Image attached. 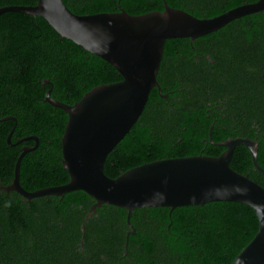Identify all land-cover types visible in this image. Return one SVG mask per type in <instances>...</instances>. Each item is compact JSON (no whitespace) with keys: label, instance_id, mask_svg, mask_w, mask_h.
Listing matches in <instances>:
<instances>
[{"label":"trees","instance_id":"obj_1","mask_svg":"<svg viewBox=\"0 0 264 264\" xmlns=\"http://www.w3.org/2000/svg\"><path fill=\"white\" fill-rule=\"evenodd\" d=\"M62 1L80 15L119 8L133 15L163 10V0ZM254 1L165 0L170 7L198 18L213 17ZM35 3L0 0V7ZM188 39L165 40L162 57L168 54V91L186 86L190 90H171L168 110L156 90H150L139 119L104 159L103 172L108 177L156 159L219 155L224 147L215 143L235 136L230 131L236 93H247L237 109L249 111L248 122L256 123L264 132V9L233 19L192 41L196 50L218 58L219 65L206 67V60L191 62L193 51ZM238 72L248 73L249 90H229ZM158 76L157 72V81ZM44 79L49 82L42 85ZM119 80L121 76L113 66L71 40L60 38L42 17L15 10L0 13V185L11 182L21 147L35 143L32 139L17 143L30 135L37 137L38 146L20 159V185L34 191L66 183L60 138L67 115L44 101V93L49 89L52 98L72 104L92 87ZM261 95L263 98L255 101ZM9 115L15 121L2 119ZM210 123L214 143L208 141ZM245 129L246 125L239 127V134ZM257 162L264 170V139L258 141ZM229 166L264 188V175L252 167L243 145L235 146ZM92 203L81 190L62 196H37L27 202L15 191L0 188V264H102L101 254L115 259L123 251L126 210L106 204L96 207L85 222L80 243L79 227ZM130 222L142 247L149 245L165 252L168 264H230L258 228L253 209L234 201L140 207L132 210ZM129 239L132 247V236Z\"/></svg>","mask_w":264,"mask_h":264},{"label":"water","instance_id":"obj_2","mask_svg":"<svg viewBox=\"0 0 264 264\" xmlns=\"http://www.w3.org/2000/svg\"><path fill=\"white\" fill-rule=\"evenodd\" d=\"M264 9V0H256L228 9L208 18L170 7L163 0V10L128 14L119 8L114 12L94 14L72 13L62 0H36L34 5L0 7V13L20 11L42 17L60 36L83 51L98 56L120 74L121 80L98 84L72 104L54 99L49 89L44 101L60 108L67 115L61 142V164L68 174L66 183L34 191L19 183L21 157L36 148L34 135L20 138L17 143L32 139V146H22L8 185L0 188L15 191L22 200L43 195L62 196L81 190L93 203L80 224L83 241L87 218L102 204L126 210L129 228L133 209L203 205L212 201H234L253 209L258 228L253 237L235 255L230 264H264V188L229 166L232 152L243 145L249 152L253 168L264 175L257 162V142L247 137L227 138L215 143L223 146L217 156L204 154L156 159L132 167L116 177L103 172L108 152L129 132L139 119L151 89L160 87L156 80L159 63L167 39L198 36L216 31L233 19ZM49 82L42 81V85ZM164 97V95H161ZM2 119L15 120L13 116ZM210 124L208 138H211ZM12 130L6 137L10 143ZM128 233H133L129 231Z\"/></svg>","mask_w":264,"mask_h":264},{"label":"flooded vegetation","instance_id":"obj_3","mask_svg":"<svg viewBox=\"0 0 264 264\" xmlns=\"http://www.w3.org/2000/svg\"><path fill=\"white\" fill-rule=\"evenodd\" d=\"M194 39L190 40V38H189L190 49L193 51L191 53V56H190L191 62H194V64H198L201 61L206 60V62H207L206 67H208L209 64H213V65L218 64L219 65V63L217 62L218 58L216 59L215 57H212L211 55H209V53L195 49V47L192 44V41ZM161 58H163V57H161ZM159 68H160V72L157 71L158 75H159L158 76L159 81H157V83L160 87L161 94L158 93V91H157L158 89H156V88H153V89L156 90L158 96L164 101L163 108L168 110V96L170 94H172L171 90H190V89L188 86H186V87H179L177 89L176 88L175 89H169L170 91H168V80H167L168 79V77H167L168 76L167 75V73H168V54L166 55V57L163 58L162 62L160 60L158 69ZM238 73H240V72H238ZM247 76H248L247 72H244V73L241 72L238 75V77L235 75L234 81L231 84V87L229 90H249V88L246 86L247 85ZM261 76H264V73ZM161 95H164V97H162ZM247 97H248L247 93H245L243 95L236 93L233 96L234 107L236 106V109L232 113L231 120H232L233 129L230 131V133L235 135L233 138L247 137V138L253 139L257 142V146H258V141L261 139H264V132H262L260 130V126H258L256 123L254 124V123L250 122L248 124L249 111L247 112V111H243L242 109H237V105L239 103H242V100L247 98ZM260 98H263V95L258 96L255 99V101H259ZM259 104H260L259 108L262 107V100ZM218 106H215V108H217ZM10 116H12V115H10ZM210 124H212V126H213V123H210ZM242 125H246V129L243 132L244 134H239L240 133L239 127H241ZM209 127H210V125H209ZM208 131H209V128H208ZM211 132H212V128H211ZM207 135H208V132H207ZM208 141L211 142L209 140V138H208ZM213 143H214V141H213ZM257 151H258V149H257ZM2 186H5V185H2ZM59 220L61 222V219H59ZM132 227L133 228L131 229L127 226V229L124 232L123 242L121 244V247L123 249L122 253L120 255H118L115 259L109 258L108 254H101L100 258L102 259V264H168V255H165V252H161L158 248H157L158 250H156L154 247L150 248L149 245L146 246L145 248L142 247L143 243L139 242L138 238H136L137 229L133 224H132ZM166 227L168 228V224L166 225ZM129 231H132L133 233H128ZM129 236H132V238H133V242H132L133 248L130 247ZM113 243H114V241L111 240L110 244L113 245ZM158 247L165 249V247L162 243H158ZM131 248H132V250H131ZM71 255H73V252L71 253Z\"/></svg>","mask_w":264,"mask_h":264},{"label":"bare ground","instance_id":"obj_4","mask_svg":"<svg viewBox=\"0 0 264 264\" xmlns=\"http://www.w3.org/2000/svg\"><path fill=\"white\" fill-rule=\"evenodd\" d=\"M246 25V24H245ZM247 26V25H246ZM262 30V29H261ZM244 32V31H243ZM256 32V31H255ZM250 33V32H249ZM189 40V39H188ZM241 42V41H240ZM230 45V44H229ZM73 66V65H72ZM72 72V71H71ZM72 76V75H71ZM76 76V75H75ZM73 77V76H72ZM82 94V93H81ZM43 96V95H42ZM77 100V99H76ZM249 123V122H248ZM38 146V145H37Z\"/></svg>","mask_w":264,"mask_h":264}]
</instances>
